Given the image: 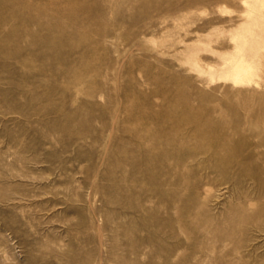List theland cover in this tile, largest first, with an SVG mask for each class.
<instances>
[{"label":"rangeland","instance_id":"obj_1","mask_svg":"<svg viewBox=\"0 0 264 264\" xmlns=\"http://www.w3.org/2000/svg\"><path fill=\"white\" fill-rule=\"evenodd\" d=\"M0 264H264V0H0Z\"/></svg>","mask_w":264,"mask_h":264}]
</instances>
